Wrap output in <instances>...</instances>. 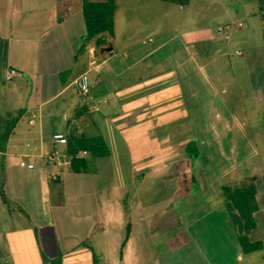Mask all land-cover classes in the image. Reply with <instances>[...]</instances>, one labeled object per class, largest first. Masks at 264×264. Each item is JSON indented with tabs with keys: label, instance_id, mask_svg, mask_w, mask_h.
Instances as JSON below:
<instances>
[{
	"label": "crops",
	"instance_id": "obj_1",
	"mask_svg": "<svg viewBox=\"0 0 264 264\" xmlns=\"http://www.w3.org/2000/svg\"><path fill=\"white\" fill-rule=\"evenodd\" d=\"M258 3L240 18L228 13L231 23L218 28L223 48L214 41L213 51L200 52L188 42L189 28L168 39L160 26L146 36L132 29L121 44L130 54L118 63V5L113 53L96 56V39L84 42L82 0H0V57L10 84L0 91V122L6 128L23 111L5 143L0 135V264H95L94 256L96 264H264V0ZM236 25L248 30L236 52L239 77L230 58ZM255 33L261 38L252 44ZM156 68L172 78L124 94ZM10 69L17 75L7 81ZM83 73L97 113L73 87ZM121 76L125 84L117 87ZM136 95L155 96L158 112H173L175 120L155 118V106ZM107 119L117 135L114 121L143 128L124 142L125 163L113 161L102 133ZM56 134L100 135L110 156L80 152L87 168L74 173ZM249 183L257 209L248 239L261 249L245 254L244 223L223 187ZM166 185L175 199L152 200Z\"/></svg>",
	"mask_w": 264,
	"mask_h": 264
},
{
	"label": "rangeland",
	"instance_id": "obj_2",
	"mask_svg": "<svg viewBox=\"0 0 264 264\" xmlns=\"http://www.w3.org/2000/svg\"><path fill=\"white\" fill-rule=\"evenodd\" d=\"M117 5L120 7L121 15L118 18V47L116 52L114 53L113 59L114 61L123 62L126 58H124V54L129 56L130 48L126 46H121L123 37L125 35H132V29L134 30H142L145 29V32H141V36L146 35H154L156 34V30L159 27L160 35L166 36V38H170L175 34L185 33V30L189 28V30H194L191 36V39L188 41L189 43L192 41L197 47L200 44V52L201 51H213L215 42H218L220 47L223 48L225 44L224 34L223 32H218V28L220 26H224L226 24H230L231 20L228 18V13L230 15H234L235 13H239V18L248 15V13L252 11H256L259 8L258 0H189V5L187 7H180L177 4H172L164 1H153V0H139L146 2H139L138 0H116ZM233 17V16H232ZM237 17V15H236ZM239 22H236L238 24ZM248 33L246 28H240L238 25L236 27L232 26L230 31V38L233 42V47L231 52L234 57H230L235 67L237 76L239 77L241 73V63H243V59L236 56V52L241 51L243 48L240 44L244 39V36ZM134 34H138L134 33ZM260 33H255L254 38L252 39V44L258 43L260 41L261 35ZM105 36V35H104ZM259 36V37H258ZM203 38L208 40L207 44H202ZM106 46L111 41V38L105 36ZM215 41V42H214ZM108 42V43H107ZM96 44V43H95ZM101 46V47H103ZM174 45L167 47L165 51L171 52L174 50ZM96 56H100V49L97 47ZM106 55L105 53L103 54ZM159 55V54H158ZM156 55V56H158ZM116 59V60H115ZM4 61L2 57H0V91H4L9 87V83L4 81ZM141 70V66L134 70V72H139ZM161 69L156 68L152 70V73L141 79L136 83L134 87L130 90L124 92V94L129 93L130 91L142 93L143 86L147 84H155L160 83L162 77L167 79V76L172 78V71L168 70V72H159ZM80 73V69H77L73 74ZM71 73H66L64 78L66 80H70ZM72 74V75H73ZM125 76H121L118 80L117 87H120V84H125L124 81ZM162 82V80H161ZM134 98L138 100L139 104H143L144 102H150L155 106L157 112L154 113L155 118H160L161 121L166 122L167 125L169 122H173L175 120V113L159 111L158 107L155 105L154 101L158 98L155 96H142L136 95ZM117 105V104H114ZM104 115L109 113L102 112ZM97 119V118H96ZM134 120V119H133ZM116 125V129L121 135L118 136L112 129L110 120H106L104 125L102 126V133L106 136L108 140V144L110 146V150L113 154V161L116 164L125 163V154L128 151L127 147H124V142L130 143V129L129 127H125L124 125L119 124V122L114 121ZM171 124V123H170ZM134 127L132 131H135L136 134L142 133L143 128H139L137 126ZM5 125L4 122H0V135L5 133ZM1 138V137H0ZM119 138V139H118ZM174 177V176H173ZM154 197L152 200L156 198V202L158 203H170L171 200L175 199L176 192L171 190L170 186H165V190L159 192V189H155L150 194ZM129 198V197H128ZM158 198V199H157ZM130 198L127 200L129 201ZM126 213L128 214V208L126 209ZM160 216V215H159ZM163 217L170 216L169 213H164ZM160 216V217H162Z\"/></svg>",
	"mask_w": 264,
	"mask_h": 264
},
{
	"label": "trees",
	"instance_id": "obj_3",
	"mask_svg": "<svg viewBox=\"0 0 264 264\" xmlns=\"http://www.w3.org/2000/svg\"><path fill=\"white\" fill-rule=\"evenodd\" d=\"M164 2L186 6L189 0H161ZM117 10L116 0H82V13L86 24V36L84 42L96 39V45H103L106 40L105 36L114 37V17ZM264 18V17H263ZM105 35V36H104ZM23 111H17L15 116L7 122L5 134L2 143H5L14 125L22 116ZM67 149L70 155V167L74 173L86 170L87 160L79 156L80 152H87L92 158H103L110 156V150L104 138L100 135L93 137L87 136H69L67 139ZM191 145H188L190 151ZM0 150L3 152L4 147ZM223 195L227 201H230L238 211L243 223L245 235L239 238L240 245L245 254L255 252L261 249L258 243H251L248 234L256 227L254 213L256 212L255 204V187L252 183L241 186H224ZM3 199L4 193L2 192ZM96 264V256H94Z\"/></svg>",
	"mask_w": 264,
	"mask_h": 264
},
{
	"label": "built area",
	"instance_id": "obj_4",
	"mask_svg": "<svg viewBox=\"0 0 264 264\" xmlns=\"http://www.w3.org/2000/svg\"><path fill=\"white\" fill-rule=\"evenodd\" d=\"M17 75V71L15 69H10L6 75V80L11 81ZM73 87L81 99L84 106L88 108V110L92 112H98L99 107L94 102V98L92 95V85L90 82V78L87 73L81 74L75 81L73 82ZM53 140L58 144H66L67 140L62 134H56L53 136ZM84 155H88L87 152H83ZM24 165V163H22ZM32 168V165L28 166Z\"/></svg>",
	"mask_w": 264,
	"mask_h": 264
},
{
	"label": "water",
	"instance_id": "obj_5",
	"mask_svg": "<svg viewBox=\"0 0 264 264\" xmlns=\"http://www.w3.org/2000/svg\"><path fill=\"white\" fill-rule=\"evenodd\" d=\"M100 53L103 55L104 53L105 54H111L113 53V47L111 44H108L106 46H103V47H100ZM2 175H3V180L5 179V173L4 171L2 170Z\"/></svg>",
	"mask_w": 264,
	"mask_h": 264
}]
</instances>
